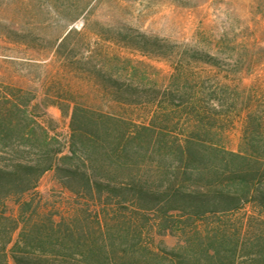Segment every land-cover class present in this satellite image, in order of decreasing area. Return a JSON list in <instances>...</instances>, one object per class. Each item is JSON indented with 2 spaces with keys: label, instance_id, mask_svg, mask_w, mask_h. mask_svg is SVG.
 <instances>
[{
  "label": "trees",
  "instance_id": "obj_1",
  "mask_svg": "<svg viewBox=\"0 0 264 264\" xmlns=\"http://www.w3.org/2000/svg\"><path fill=\"white\" fill-rule=\"evenodd\" d=\"M100 25L96 44L167 60L169 82L143 81L119 53L95 60L96 46L77 57L71 27L48 48L65 60L42 101L0 83V264H264V105L238 104L235 88L258 60ZM48 105L69 117L64 141L40 120ZM241 115L235 151L218 135ZM48 171L65 195L55 201L37 191Z\"/></svg>",
  "mask_w": 264,
  "mask_h": 264
},
{
  "label": "rangeland",
  "instance_id": "obj_2",
  "mask_svg": "<svg viewBox=\"0 0 264 264\" xmlns=\"http://www.w3.org/2000/svg\"><path fill=\"white\" fill-rule=\"evenodd\" d=\"M78 13L80 17L72 21ZM100 24L113 31L128 26L159 37L174 52L191 47L217 54L220 60H258L251 71L242 73L235 88L238 104L264 105V0H0V83L21 87L42 101L53 74L60 69V60H65L48 48L63 31L76 27L83 31L71 44L76 46L77 57L88 55L96 46L95 60L114 53L138 60V77L165 90L172 65L101 40L96 44L94 33L101 29ZM10 29L33 30L41 38L34 42L35 47H29L8 40L5 33ZM84 37L92 43L77 45ZM72 82L77 80L72 78ZM37 112L51 134L63 141L68 138L69 117L57 106H42ZM132 112L139 114L138 109ZM243 124L244 115L233 118L218 135L222 144L238 150ZM37 191L52 201L65 196L52 171L42 176Z\"/></svg>",
  "mask_w": 264,
  "mask_h": 264
}]
</instances>
